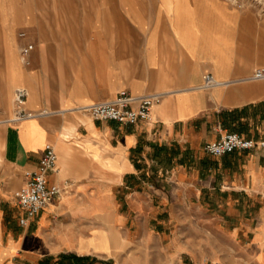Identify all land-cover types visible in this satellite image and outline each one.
<instances>
[{
  "label": "crops",
  "instance_id": "crops-1",
  "mask_svg": "<svg viewBox=\"0 0 264 264\" xmlns=\"http://www.w3.org/2000/svg\"><path fill=\"white\" fill-rule=\"evenodd\" d=\"M261 67L264 0H0V264H264L263 152L204 150L224 130L264 138ZM208 72L223 83L200 87ZM19 86L46 113L13 124ZM121 90L161 93L153 119L83 109ZM47 143L69 191L22 225L15 193Z\"/></svg>",
  "mask_w": 264,
  "mask_h": 264
},
{
  "label": "built area",
  "instance_id": "built-area-1",
  "mask_svg": "<svg viewBox=\"0 0 264 264\" xmlns=\"http://www.w3.org/2000/svg\"><path fill=\"white\" fill-rule=\"evenodd\" d=\"M25 33H22L24 35ZM34 48L33 43L23 47L22 53L27 56ZM250 79H264V67L258 68ZM223 82L214 74L205 73L200 87L212 88ZM29 90L19 86L14 96V112L6 119L7 122L17 124L23 120L46 113L45 110L35 112L28 108ZM161 93L133 94L128 90H121L113 99L95 102L83 106V109L96 120H111L122 125L130 126L141 120L153 119L154 106L160 102ZM254 147H264V140L249 138L237 131H221L219 138L206 142L204 150L212 156H223L235 150H250ZM58 154L53 144L47 143L36 170L31 172L24 186L16 191L15 196L25 216L20 219L26 225L30 218L35 217L42 209L55 199L60 198L69 191V186L49 182V173L56 169ZM198 264H230L210 258L201 260Z\"/></svg>",
  "mask_w": 264,
  "mask_h": 264
},
{
  "label": "rangeland",
  "instance_id": "rangeland-1",
  "mask_svg": "<svg viewBox=\"0 0 264 264\" xmlns=\"http://www.w3.org/2000/svg\"><path fill=\"white\" fill-rule=\"evenodd\" d=\"M14 96H15V94H14ZM13 112H14V107H13L12 114H13ZM255 133L256 132H253V134H255ZM249 138H254L255 140H264V138L257 139L255 136L249 137ZM250 150H259V151L263 152V154H264V147H254V148H252ZM242 151H244V150H242ZM191 215L193 216L192 219L196 223L201 222L200 225H203V219L201 217L198 218V216H196V212H191ZM172 229H175V228H172ZM208 231L211 232V230H209V229H208ZM214 234L212 235V234L208 233L207 235L205 234L204 236H202L203 238H206L207 237V239L209 240V243L203 245V247H204L203 249L206 250V251H209V252H214L215 254H219L220 253L219 252V248L215 247V245H213V243L211 242L214 239V237H217V236H214ZM183 236H185V235L183 234ZM206 258H210V259L217 260V261H223V262H227V263H230V264H236V262H240L238 260H235L233 263H231V262H228V261H226L224 259H221L219 257H210V256H207V255H205L202 259L198 260L197 262L199 263L201 260L206 259ZM59 260L62 261L61 258ZM57 261H58L57 259L53 258L54 264H63V263L64 264H80L77 261H73L74 263H72V261H67V260L66 261L64 260L65 262L62 261L63 263L62 262H57ZM126 261L127 260H124V259H113L112 262H110L109 260H107L106 262H107V264H129V262L127 263ZM185 261L187 262V264H192V262L189 261V259H185ZM88 262L89 263L92 262V259H90ZM97 264H105V263L101 262V263H97ZM157 264H163V261L162 260H159L157 262Z\"/></svg>",
  "mask_w": 264,
  "mask_h": 264
},
{
  "label": "trees",
  "instance_id": "trees-1",
  "mask_svg": "<svg viewBox=\"0 0 264 264\" xmlns=\"http://www.w3.org/2000/svg\"><path fill=\"white\" fill-rule=\"evenodd\" d=\"M261 105H264V103H261ZM246 110H248V106L247 107H244L242 109V111H246ZM241 126H244V124L241 123ZM263 161H264V159H263ZM53 258L54 257H52V256H47V257L41 259L38 264H54ZM61 259H62L63 262H65L66 260L67 261H72V263H74L73 261H77L80 264H93V262H94V259H92V262H90V263L88 262L90 260V257H87V256H77V255H71V254L62 255ZM62 261L61 260H58L57 262H62Z\"/></svg>",
  "mask_w": 264,
  "mask_h": 264
}]
</instances>
